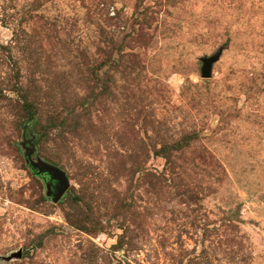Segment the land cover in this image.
I'll return each mask as SVG.
<instances>
[{
    "label": "rangeland",
    "instance_id": "374dc122",
    "mask_svg": "<svg viewBox=\"0 0 264 264\" xmlns=\"http://www.w3.org/2000/svg\"><path fill=\"white\" fill-rule=\"evenodd\" d=\"M0 264H264V0H0Z\"/></svg>",
    "mask_w": 264,
    "mask_h": 264
},
{
    "label": "water",
    "instance_id": "95a60500",
    "mask_svg": "<svg viewBox=\"0 0 264 264\" xmlns=\"http://www.w3.org/2000/svg\"><path fill=\"white\" fill-rule=\"evenodd\" d=\"M217 58L218 54L203 58V65L201 68V75L203 77L210 76L212 63ZM31 164L36 170H38V172H49L57 180L55 192L53 193L52 197L55 201H58L69 187V181L64 171L57 166L46 163H37L34 162V160H31Z\"/></svg>",
    "mask_w": 264,
    "mask_h": 264
},
{
    "label": "bare ground",
    "instance_id": "6f19581e",
    "mask_svg": "<svg viewBox=\"0 0 264 264\" xmlns=\"http://www.w3.org/2000/svg\"><path fill=\"white\" fill-rule=\"evenodd\" d=\"M49 188H51V187H49ZM52 190H53V188H52Z\"/></svg>",
    "mask_w": 264,
    "mask_h": 264
}]
</instances>
